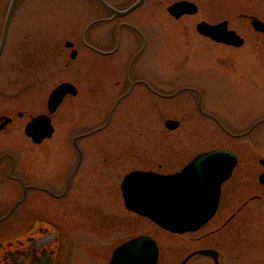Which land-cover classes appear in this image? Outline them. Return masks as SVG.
<instances>
[{"label": "rangeland", "instance_id": "374dc122", "mask_svg": "<svg viewBox=\"0 0 264 264\" xmlns=\"http://www.w3.org/2000/svg\"><path fill=\"white\" fill-rule=\"evenodd\" d=\"M9 1L0 0V34ZM111 1L126 6L133 0ZM173 1L148 0L127 20L139 24L149 33L150 49H159L156 75H152V68H147V60L152 56H143L145 75L153 79L165 94L193 88L203 95V105L197 94L185 92L173 97L162 96L159 105L154 107L152 98L138 88L111 113V106L121 92L115 87V80L122 77L125 66L121 67L118 78H111L106 71L100 76L99 72L93 87L92 81L83 76L89 68L88 50L81 48L76 40L95 11L92 2L21 0L16 8L8 44L0 59L1 112L21 110L27 114L26 122L29 114H49L47 101L58 85L78 81L80 86V95L68 96L51 115L55 133L42 146L29 141L19 143L20 139H27L23 130L25 122L14 136L2 135V138L7 136L18 140L17 174H20L19 169L24 173L32 170L33 175L39 177L45 165L47 171L62 170L67 176L77 162V153L71 144L77 133L104 126L80 143L85 158L67 202L78 203V208L68 211L74 216L68 217L73 223L65 224L74 236L70 264H110L111 253L117 245L143 234L156 239L160 251L158 264H180L192 251L205 248L224 253L226 264H239L228 254L234 251L230 246L232 241L221 242L225 239L221 235L231 237L234 228L216 233L222 219L233 209L222 208L198 230L177 234L129 211L124 204L121 184L129 172L175 173L196 155L223 148L235 150L241 157L242 163L235 174L241 185L250 186V191L256 193L259 189L257 175L262 171L259 158L264 156V125L251 133L232 137L215 122L207 121L203 113L207 110L214 112L213 115L235 134L249 130L253 121L264 116V61H261L260 53L247 43L239 51L229 53L230 58L237 59L236 64L203 65L201 59L205 58L203 53L207 46L202 38L189 35L192 31L186 28L189 29L190 19L176 21L168 14L167 7ZM225 9L232 13L224 12V16L245 12L264 20V0H225ZM202 17L194 18L193 22ZM245 23L246 20L241 19V31L247 34ZM130 33L127 29L123 31L124 49L129 55L137 48V40ZM28 36L27 42L34 52L40 53L43 44L47 48L58 45L64 52L58 58L49 59L47 79H43L42 73L27 78L19 70L25 57L20 45ZM68 40L76 42L80 52L77 59L70 57L71 50L65 46ZM223 91L232 93L222 94ZM168 119L178 120L181 125L169 130L165 126ZM253 175L255 181L251 180ZM244 192L247 194L243 195ZM248 193L245 188L240 197L246 195L247 198ZM67 208L68 204L64 206ZM247 250L253 249L248 247ZM188 264L214 262L209 257L197 256Z\"/></svg>", "mask_w": 264, "mask_h": 264}, {"label": "flooded vegetation", "instance_id": "af4514ba", "mask_svg": "<svg viewBox=\"0 0 264 264\" xmlns=\"http://www.w3.org/2000/svg\"><path fill=\"white\" fill-rule=\"evenodd\" d=\"M20 1L21 0L17 1L16 8ZM90 1L95 11L91 13V19L85 23L76 38L80 47L88 50L90 57L89 68L85 71L83 75L84 78L91 80L93 87H95L99 72L100 76L102 71H106V74L108 75L109 73L111 78H118L119 74H121V67L125 66L122 77L119 80H115V87L121 89V92L112 104L110 113L131 97L135 89L138 88H141L143 91L145 90L147 96L152 98L154 107L159 105V99L162 96L173 97L178 93L185 92L197 94L199 98L201 97L203 105V95L193 88H181L172 94H165L161 92L159 86L153 79L145 75V69H143V56H145V54L152 56L151 59L147 60V68H152V75H156V70H158L159 66V49H150L151 37L149 33L139 24H134L127 19L136 11L142 9L148 0H143L142 4L137 9L121 17L116 16L98 1ZM104 1L114 9L124 11L134 5L138 0H133L126 6L115 4L111 0ZM11 2L12 0L9 1L6 8L7 10L3 14L4 20L0 34V44ZM180 2L192 3L193 5L191 8L193 9L195 7L196 11L185 13L180 17L171 15L168 8ZM171 5L167 7L168 14L176 21L184 18L190 19L188 21V23H190L189 29L186 28L187 31H192L189 35L193 37L196 35L205 42L208 49L206 48L203 53L205 58L201 59L203 65L215 67L234 65L237 63V59L230 58L229 53L239 51L247 43L251 45L252 50L260 53L262 57L261 61H264V32L256 30L252 25V20L256 18V16L249 15L245 12H237L236 14L229 15L232 11L225 9V0H174ZM224 12L229 13L227 16H224ZM15 14L16 10L10 21L2 55L8 44L9 32ZM198 16H203L204 18L202 17L198 19L199 21L196 20L193 22V19ZM241 19L246 20V25L244 27L248 29L247 34L241 31ZM247 20H249L251 26ZM262 21L264 22V20ZM201 23L213 27L215 33L221 34V36H219L221 38L234 41L242 39L243 43L241 45H236L234 43L218 41V39L212 36L202 34L198 29ZM125 29L129 30L132 37L137 40V48L130 55L128 51L124 49L123 31ZM29 38L28 36L25 39L26 42L20 45L22 46V50H24L25 57L22 60L23 65H19V70L21 73H24L27 78L39 76V74L42 73L43 79H47L48 70L50 68L48 63L49 59L58 58L63 55L64 52L60 51L58 45L47 48L48 46L44 44L42 45L43 47L40 53L37 51L34 52L30 49V42H27ZM68 42L73 43V46L67 47L66 44ZM65 46L71 50V54L72 51L76 50V59L79 57L80 52L78 47H76V42L68 40L65 42ZM12 66L15 68L18 67L16 64ZM86 73H88V75H86ZM71 83L76 87L77 93L76 95L68 96L74 98L80 95V86L78 81ZM143 91H141V95ZM224 93L231 94L232 92L223 91L222 94ZM203 114L207 121L215 122L224 133L232 137H240L251 133L262 128L264 125L263 116L253 121L249 130L242 134H235L229 130L217 116L213 115L214 112L211 113L207 110L204 111ZM26 116L27 114L21 110H18V112L17 110L5 112H1L0 110V264H70V258L74 250L72 242L74 236L70 233L69 227L67 228L68 230L66 229V225L69 226V223H73L71 221L72 218L69 220L68 217L74 216L70 215L68 211L70 209L76 210L78 208V203L67 202L70 201L69 196L79 177L80 169L82 168L85 158L84 149L80 143L84 138L92 135V133L101 130L103 126L77 133L71 142L72 147H74L77 153V162L73 165V168L69 171L67 176H64L62 170L47 171L44 165V168L40 171L39 177H36V175H33L32 170L29 173H24L25 171L19 169L20 174H17L18 166L16 161L18 158L20 159V153L16 148L18 140L15 138H7V136H14L17 131L19 132L18 129H22V122L24 124ZM33 117V114H29L23 128L24 134L26 125ZM179 123L181 125L180 121ZM2 135L7 136L2 138ZM50 139H44L41 143H35L31 138L27 137L25 140L20 139L19 143L29 141L31 144L42 146L45 141ZM27 145L29 146V144ZM30 149H32V147ZM232 151L236 153L238 162L231 177L222 186L218 211L220 209L222 210V208L233 209L234 211L222 219V223L219 228L216 229V233L221 234L225 231L227 232L229 228H234V234L231 237L227 238L225 235H221V237L225 238L221 242L227 240L232 241L230 246H233L234 251H230L228 254L235 260V263L264 264V184L260 181V176L264 173V165L261 163L264 156L259 158L262 171L257 175L259 193H256L250 191V186H242L244 184L241 185L235 176L242 162L238 152L235 150ZM255 178L256 176L253 175L251 180L255 181ZM245 188H248V194H250V196L247 198H245L246 195L245 197H240L242 190H245ZM19 193H21V195H19ZM242 194L244 195L247 193L244 192ZM66 204H68L69 208L64 209ZM65 219L67 221H65ZM248 247L253 250L249 252L247 250ZM218 252L220 264H226L224 253ZM209 258L214 262L213 258Z\"/></svg>", "mask_w": 264, "mask_h": 264}, {"label": "water", "instance_id": "95a60500", "mask_svg": "<svg viewBox=\"0 0 264 264\" xmlns=\"http://www.w3.org/2000/svg\"><path fill=\"white\" fill-rule=\"evenodd\" d=\"M18 0H12L5 27L3 29L0 56L3 52L8 28ZM116 16H125L137 9L143 2L138 0L134 5L124 11L111 7L104 0H96ZM192 3L181 2L168 11L175 17L185 13H192L196 8ZM252 24L258 31H264V24L257 18ZM206 25H199L202 34L212 36L218 41H225L241 45V40L221 38V34ZM67 47L73 46L68 42ZM76 50L71 57L76 58ZM77 89L71 83L59 85L50 95L48 108L54 114L68 94L76 95ZM180 123L175 120L166 122L167 128L174 130ZM28 137L36 143L51 138L54 126L50 115L41 114L28 123L26 130ZM236 153L227 149H217L196 156L182 171L174 174H162L152 171L135 170L127 174L122 183V192L126 207L135 213L148 217L162 228L173 233L184 234L196 231L208 223L216 214L220 202L221 188L227 181L237 165ZM264 165V159L261 161ZM264 184V173L260 176ZM159 247L156 240L148 235L134 237L119 246L112 257L111 264H158ZM203 255L210 256L216 264L219 262V252L214 249H201L190 253L180 264H187L192 258Z\"/></svg>", "mask_w": 264, "mask_h": 264}]
</instances>
